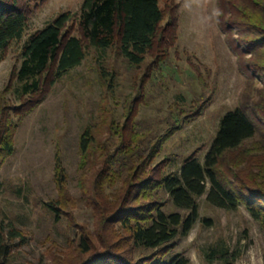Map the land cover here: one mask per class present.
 Wrapping results in <instances>:
<instances>
[{
  "label": "rangeland",
  "instance_id": "374dc122",
  "mask_svg": "<svg viewBox=\"0 0 264 264\" xmlns=\"http://www.w3.org/2000/svg\"><path fill=\"white\" fill-rule=\"evenodd\" d=\"M83 1L44 0L34 8L23 38L0 52V111L16 127L13 152L0 163V236L11 248L8 264H89L108 248L134 260L150 257L152 251L131 247L119 211L142 209L158 199L167 203L165 210L177 212L168 196L155 190L156 180L161 172H179L192 154L203 164L220 120L238 107L257 133L228 160L249 153L254 160L263 157L264 47L238 60L213 15L218 0H159L162 9L175 7L179 15L177 40L166 61L150 53L134 66L116 49L87 47L82 64L30 114L13 113L21 104L14 90L25 42L62 13L72 14L69 29H75ZM131 114L133 138L128 127L122 129ZM87 130L94 144L83 156L80 140ZM121 135L131 143L130 152L145 160L128 184L126 178L134 175L130 164L117 174L103 173L104 153L113 154ZM157 146L160 152L147 161ZM223 169L228 172L227 163ZM198 205L199 221L173 242L164 262L182 255L190 264H264V228L244 206L219 209L206 195ZM222 247L230 251L229 261H210V250ZM232 253L239 256L235 261Z\"/></svg>",
  "mask_w": 264,
  "mask_h": 264
},
{
  "label": "trees",
  "instance_id": "16d2710c",
  "mask_svg": "<svg viewBox=\"0 0 264 264\" xmlns=\"http://www.w3.org/2000/svg\"><path fill=\"white\" fill-rule=\"evenodd\" d=\"M43 2L0 0V52L23 38L34 8ZM217 9L219 28L238 60L246 54L253 56L264 47V0H218ZM72 21L70 12L62 13L25 42L22 62L16 72L14 94L21 102L13 109L16 115L30 114L64 75L82 64L87 47L99 51L116 49L131 65L139 66L150 53L166 61L168 48L177 40L179 30L177 8L166 12L160 7L159 0H84L73 30L69 29ZM240 65L246 74L241 62ZM4 114L6 117L0 120V163L13 152L16 128L9 114L0 111V115ZM133 118L132 114L128 116L122 128L128 127L126 131L131 138ZM256 133L257 127L244 109L238 107L227 112L220 120L203 164L196 154H192L179 172L168 175L161 172L156 180L155 190L164 192L177 212L165 210L167 203L158 199L149 201L142 209L119 211L121 223L129 231L131 247L149 250L153 254L134 260L132 256L108 248L90 257L89 264H190V260L182 255H175L167 262L163 259L169 256L173 242L180 236H188L199 221L198 198L204 195L209 205L226 211H236L244 206L264 228V150L260 159H252L254 154L249 153L245 159L228 160L230 154L239 155L244 144ZM93 140L90 130L81 137L83 156L89 153ZM130 146L131 143L121 135L113 154L104 153L107 157L104 174H117V170L121 171L129 164L133 166L134 175L130 174L125 184L136 178L137 166L145 164L140 154L130 152ZM160 147H155V155L146 160L156 156ZM225 163L230 177L224 173ZM58 165V171H62ZM122 201L123 198L120 203ZM51 208L57 212L56 208ZM202 222L211 224L208 219ZM10 254V246L0 236V264H8ZM229 256L230 251L224 247L212 248L207 255L210 261L218 258L223 262H228ZM238 257L237 253L231 255L233 261Z\"/></svg>",
  "mask_w": 264,
  "mask_h": 264
},
{
  "label": "clouds",
  "instance_id": "9594fccd",
  "mask_svg": "<svg viewBox=\"0 0 264 264\" xmlns=\"http://www.w3.org/2000/svg\"><path fill=\"white\" fill-rule=\"evenodd\" d=\"M219 14H220V13H219V10H218V9H215V10L213 11V15H214V16H219Z\"/></svg>",
  "mask_w": 264,
  "mask_h": 264
}]
</instances>
